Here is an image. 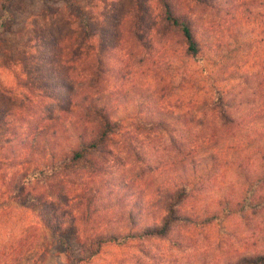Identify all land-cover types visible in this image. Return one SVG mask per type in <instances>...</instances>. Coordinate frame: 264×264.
I'll use <instances>...</instances> for the list:
<instances>
[{
    "label": "trees",
    "instance_id": "1",
    "mask_svg": "<svg viewBox=\"0 0 264 264\" xmlns=\"http://www.w3.org/2000/svg\"><path fill=\"white\" fill-rule=\"evenodd\" d=\"M15 1L0 0V37L5 23L12 19ZM193 1L213 5L212 0ZM123 19L111 31L112 44L108 31L81 20L79 34L63 47L65 53L61 49L50 60L53 78L45 75L35 83L19 84L29 87V98L20 99L12 89L0 85V208L11 204L30 208L40 203L45 228L65 249L72 248L77 260L98 254L106 244L122 245L134 238L157 236L172 247L187 248L193 243L181 233V227L187 231L212 224L221 228L226 220L238 217L247 228L259 230L251 235L252 243L245 242L249 247L225 252L222 260L203 258L199 263L264 264V73L261 81L253 73L246 88L227 87L226 78L217 76L215 66L231 54L220 50L206 55L209 70L201 72L205 93L193 101L187 121L213 128L169 126L171 113L159 111L149 117L142 110L151 101L143 90L135 92L132 49L135 39L141 41L135 31V11L129 10ZM161 23L182 39L187 58L202 53L204 43L190 20L169 4L164 6ZM122 40L127 47L120 45ZM61 41L58 43H65ZM117 50L123 62L119 70L114 62L106 61ZM45 77L50 80L43 82ZM51 85L53 90L39 98V92ZM135 94L139 109L121 113L123 106L135 102ZM32 102L36 105H27ZM135 120L156 127L139 128ZM122 153L135 160V210L145 213L150 222L145 217L139 225L131 210L124 219L121 213L107 219V211L98 210L104 167L118 162ZM161 154L165 159L154 165L157 176L152 174L153 160ZM165 168L171 169L170 181L160 176ZM32 180L37 184L33 190L39 191L35 198L28 189ZM214 182L221 186L211 196L206 192ZM142 191L152 193V200H137ZM201 196L203 202L193 206ZM30 230L35 233L37 228L29 226L0 242V264H24L35 243L25 235ZM67 230L70 240L62 235ZM42 234L45 239L43 229ZM47 249L42 248L43 254Z\"/></svg>",
    "mask_w": 264,
    "mask_h": 264
},
{
    "label": "rangeland",
    "instance_id": "2",
    "mask_svg": "<svg viewBox=\"0 0 264 264\" xmlns=\"http://www.w3.org/2000/svg\"><path fill=\"white\" fill-rule=\"evenodd\" d=\"M212 2V6H205L193 0H16L11 8L12 19L9 22L7 20L5 31L0 37V85L12 89L20 99L29 98V87L19 84L35 83L34 80L45 75L53 78L50 74V60L61 53L59 51L63 50L70 37L79 32L81 20L89 22L94 28L101 27L108 31L110 36L107 35L111 38V31L115 30L117 22L123 18L125 21L129 10L132 13L135 11V31L141 37L140 42L135 39V49H132L135 50V92L143 90V94H147L151 101L142 110L149 117L155 116L159 111L171 113L173 121L169 126L175 128H213L211 124L187 121L188 109L192 107L193 101L200 100L205 93L201 73L203 69L209 70L205 56L220 50L231 54L229 59L223 58V62L215 66L217 76L226 78L223 82L227 87L246 88L253 80V73L261 81L264 73V0ZM165 4L188 18L204 43L202 53L196 58H187L182 39L161 23ZM1 12L2 10L0 14ZM59 41L65 43H58ZM110 41V44L115 43L112 38ZM92 42L96 44L95 39ZM121 44L128 46L124 40ZM64 53L65 50L62 51ZM121 57V51L117 50V54L113 52L112 58L106 61L111 64L114 62L119 70L123 66ZM61 59H65L63 55ZM42 79L43 82L50 80L47 77ZM42 90L39 98L45 91L51 92L53 87L51 85ZM138 102L135 94V102L132 100L123 106L121 113L128 114L134 108L136 112L139 109ZM35 103L27 105H36ZM135 125L139 128L156 127L145 122L139 125L136 120ZM147 148L151 150L153 147ZM125 152L128 156L131 154L128 150ZM162 159H165L162 154L156 157V161L152 159L153 166ZM155 166L152 174L159 176ZM163 166L165 167L164 164ZM104 168L102 175L105 183L99 196L101 206L98 210L107 211V219L115 213L123 214L124 219L131 210L133 219L139 225L145 217L150 222V217L135 210L138 191L135 185V160H130V157L122 153L118 162H110ZM169 171L165 168L160 176L170 181L171 169ZM218 184L221 183L214 182L206 193L214 196L221 186ZM36 185L32 180L28 189L33 190ZM142 194L137 200H152V193L145 191L144 194L142 191ZM38 196L39 191L36 193L33 190L31 197ZM209 198L205 195V201ZM202 202L201 196L192 205L199 207ZM42 208L40 203H34L30 208L14 204L0 208V242L16 237L29 226L37 228L35 233L32 230L25 233L30 240L35 239V243L28 251V259L24 264H201L199 260L203 258L211 259L210 262L222 260L225 252L249 247V243L245 242H249L251 235L259 231L257 228H247L236 217L226 220L225 226L221 228L215 224L195 231H187L181 227V233L190 237L193 243L187 248L172 247L167 239L157 236L134 238L122 245L106 244L98 254L77 260L72 248L65 249L45 228ZM66 210L69 211V208ZM105 223L103 221V225ZM42 229L46 233L45 239ZM62 235L68 240L71 238L68 230ZM252 241L254 240L250 242ZM43 247L48 248L46 254L42 252Z\"/></svg>",
    "mask_w": 264,
    "mask_h": 264
}]
</instances>
